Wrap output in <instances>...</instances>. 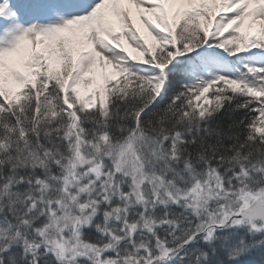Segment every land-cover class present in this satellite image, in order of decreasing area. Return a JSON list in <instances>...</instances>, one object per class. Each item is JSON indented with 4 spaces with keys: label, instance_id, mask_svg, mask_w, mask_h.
I'll return each instance as SVG.
<instances>
[{
    "label": "snow or ice",
    "instance_id": "1",
    "mask_svg": "<svg viewBox=\"0 0 264 264\" xmlns=\"http://www.w3.org/2000/svg\"><path fill=\"white\" fill-rule=\"evenodd\" d=\"M0 264H264V0H0Z\"/></svg>",
    "mask_w": 264,
    "mask_h": 264
}]
</instances>
